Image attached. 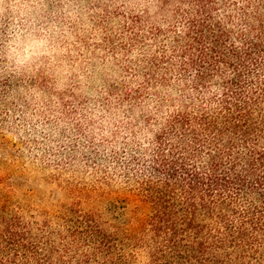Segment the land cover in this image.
I'll return each mask as SVG.
<instances>
[{
	"label": "rangeland",
	"instance_id": "obj_1",
	"mask_svg": "<svg viewBox=\"0 0 264 264\" xmlns=\"http://www.w3.org/2000/svg\"><path fill=\"white\" fill-rule=\"evenodd\" d=\"M208 4L227 28L264 20V0ZM195 10V0H0V236L48 240L57 259L98 225L128 235L129 264H148L141 158L191 92L173 71L162 83L153 59L171 54Z\"/></svg>",
	"mask_w": 264,
	"mask_h": 264
},
{
	"label": "trees",
	"instance_id": "obj_2",
	"mask_svg": "<svg viewBox=\"0 0 264 264\" xmlns=\"http://www.w3.org/2000/svg\"><path fill=\"white\" fill-rule=\"evenodd\" d=\"M195 6L171 54L153 59L162 83L173 71L190 79L191 92L141 158L138 195L151 206L141 225L150 236L148 264H263L264 20L253 26L245 17L234 30L214 18L208 0ZM80 236L83 250L65 241L54 259L48 240L7 231L0 264L134 263L128 235L89 225Z\"/></svg>",
	"mask_w": 264,
	"mask_h": 264
}]
</instances>
